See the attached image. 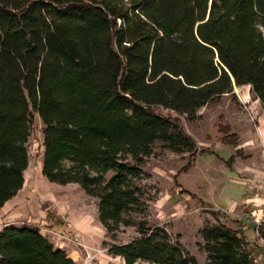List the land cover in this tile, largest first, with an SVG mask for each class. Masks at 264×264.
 <instances>
[{"label": "trees", "instance_id": "1", "mask_svg": "<svg viewBox=\"0 0 264 264\" xmlns=\"http://www.w3.org/2000/svg\"><path fill=\"white\" fill-rule=\"evenodd\" d=\"M242 86L264 107V0H0V208L23 187L37 118L41 176L96 199L108 234L135 229L110 255L197 264L164 227L133 215L143 206L140 167L156 143L191 160L197 153L177 120L154 108L192 117ZM221 132L222 144L240 145ZM235 158L246 157L235 150L227 168ZM211 215L199 232L205 264H252L242 230ZM0 264L76 263L37 227L8 225Z\"/></svg>", "mask_w": 264, "mask_h": 264}, {"label": "rangeland", "instance_id": "2", "mask_svg": "<svg viewBox=\"0 0 264 264\" xmlns=\"http://www.w3.org/2000/svg\"><path fill=\"white\" fill-rule=\"evenodd\" d=\"M154 112L177 120L194 142L197 153L191 160L187 153H172L163 144L156 143L151 156L140 167L143 175L136 185L141 190L143 206L138 216L133 215L150 227H164L197 264H205L199 232L204 225L214 224L211 212L217 213L220 222L227 226L233 223L211 203L224 189L233 199L246 191L245 187L230 184L232 175L225 168L235 149L220 142L221 131L225 127L228 133L237 135L239 147L252 143V154L261 156L264 137L260 138L257 128L264 119V107L254 99L248 86H242L234 87L231 96L211 101L192 117L160 107L154 108ZM41 129L40 121L35 118L27 144L30 169L35 174L27 184L22 205L12 213H0V231L8 225L37 227L55 246L63 247L76 264H124L120 258L110 255L108 249L137 237L135 229L120 228L108 234L98 221L96 199L86 196L77 185L49 184L38 174L42 157ZM190 160L193 164L189 170L180 174ZM181 190L192 197L181 199L178 195ZM252 264H258L253 256Z\"/></svg>", "mask_w": 264, "mask_h": 264}, {"label": "crops", "instance_id": "3", "mask_svg": "<svg viewBox=\"0 0 264 264\" xmlns=\"http://www.w3.org/2000/svg\"><path fill=\"white\" fill-rule=\"evenodd\" d=\"M260 121L262 128L260 127L258 130L263 138L264 119ZM251 146H253L252 143L251 145L246 143L239 148L237 147L238 149L235 150H241L246 158L243 160L235 158L231 167L225 168L232 175L229 178L230 184L245 187L246 191L244 193L243 191L240 192L239 198L233 199L228 194H225L224 189L219 198L211 204L215 210L222 211L233 222L232 226L228 227L242 230L243 237L248 242V249L252 252L255 262L264 264V156L263 152L261 154L262 158L259 155L257 157V154L253 155ZM37 172L41 175V162ZM34 174V171L30 169L29 162L27 169L23 172L24 184L22 189L0 208V213H12L22 205L26 198L27 184L31 181ZM39 232L49 240L41 230ZM55 247L64 250L61 246L56 245ZM70 258L73 260L72 257Z\"/></svg>", "mask_w": 264, "mask_h": 264}, {"label": "built area", "instance_id": "4", "mask_svg": "<svg viewBox=\"0 0 264 264\" xmlns=\"http://www.w3.org/2000/svg\"><path fill=\"white\" fill-rule=\"evenodd\" d=\"M257 133H258V135L260 136V138H262V135L260 134L258 128H257ZM263 156H264V150H263Z\"/></svg>", "mask_w": 264, "mask_h": 264}]
</instances>
